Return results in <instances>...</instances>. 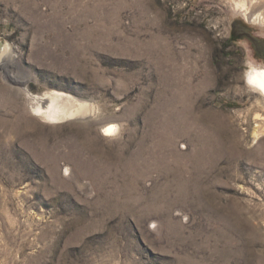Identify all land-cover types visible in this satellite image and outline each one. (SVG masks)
<instances>
[{
	"label": "rangeland",
	"instance_id": "rangeland-1",
	"mask_svg": "<svg viewBox=\"0 0 264 264\" xmlns=\"http://www.w3.org/2000/svg\"><path fill=\"white\" fill-rule=\"evenodd\" d=\"M240 1L0 0L17 61L0 70V264H264L246 79L264 0ZM48 91L97 112L46 123L30 94Z\"/></svg>",
	"mask_w": 264,
	"mask_h": 264
},
{
	"label": "bare ground",
	"instance_id": "bare-ground-1",
	"mask_svg": "<svg viewBox=\"0 0 264 264\" xmlns=\"http://www.w3.org/2000/svg\"><path fill=\"white\" fill-rule=\"evenodd\" d=\"M237 6L247 11L246 0H241ZM255 21L264 23L263 14L256 15ZM16 68V55L13 54L10 46L2 45L0 42V70L13 72ZM246 79L256 93L264 99V68L253 67ZM30 96L33 103V114L46 123L57 124L69 120H87L97 112V108L93 104L64 92L48 91L42 95L30 94ZM116 131L117 126L112 124L106 126L103 133L106 136H113ZM254 134L256 139L260 137L259 131Z\"/></svg>",
	"mask_w": 264,
	"mask_h": 264
},
{
	"label": "trees",
	"instance_id": "trees-1",
	"mask_svg": "<svg viewBox=\"0 0 264 264\" xmlns=\"http://www.w3.org/2000/svg\"><path fill=\"white\" fill-rule=\"evenodd\" d=\"M238 37L237 35L233 32L232 36H231V40H233V42L237 41Z\"/></svg>",
	"mask_w": 264,
	"mask_h": 264
},
{
	"label": "flooded vegetation",
	"instance_id": "flooded-vegetation-1",
	"mask_svg": "<svg viewBox=\"0 0 264 264\" xmlns=\"http://www.w3.org/2000/svg\"><path fill=\"white\" fill-rule=\"evenodd\" d=\"M261 56H263V57H264V54H263V55L261 54Z\"/></svg>",
	"mask_w": 264,
	"mask_h": 264
}]
</instances>
